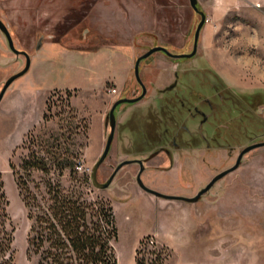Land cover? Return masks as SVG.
I'll list each match as a JSON object with an SVG mask.
<instances>
[{
	"label": "rangeland",
	"instance_id": "rangeland-1",
	"mask_svg": "<svg viewBox=\"0 0 264 264\" xmlns=\"http://www.w3.org/2000/svg\"><path fill=\"white\" fill-rule=\"evenodd\" d=\"M186 5L189 16L184 13ZM0 19L14 46L30 57L28 70L9 85L0 102V175L8 203L7 228L12 229L13 264H35L37 259L28 252L32 220L16 186L15 172L28 179L29 194H43L42 179L47 176L36 172L31 182L21 165L32 151L47 147L65 151L75 165L60 177L64 187L78 188L92 203L111 204L117 229V239L112 241L117 264H135L137 247L141 249L140 264H160L158 247L163 248V264H264V146L245 153L239 166L195 203L162 199V204H156L131 176L137 168L134 162L123 165L105 189L96 188L86 178L109 130L106 126L99 149L93 148L88 136L92 115L108 105L107 113L117 98L139 94L133 73L136 57L156 45L172 53L191 51L199 15L188 0H0ZM39 41L42 44L36 50ZM129 49L131 84L117 90L112 77L113 64H117L114 59ZM157 54L165 57L164 65L154 61ZM24 63V56L9 49L0 31V89ZM139 75L147 92L136 103L116 107L114 138L97 170L99 182L105 181L120 161L132 159L138 130L150 125L147 118L156 107V88L176 82L179 93L190 96L189 89L206 91L204 80L227 85L197 51L189 58L153 52L140 61ZM86 82L89 88L83 86ZM111 88L116 93L108 92ZM229 88L244 96L251 93L250 88L246 92ZM253 93L261 95V100L248 98L254 113L262 115L264 90ZM133 113L135 119L128 122ZM155 115L162 114L157 111ZM184 123L194 131L197 120L188 121L184 116ZM260 127L258 133L252 127L251 139L238 138L235 146H225L220 139L222 144L211 151L204 150L197 139H189L193 145L175 157V167L162 172L144 167L141 179L164 194L190 197L213 175L231 167L244 147L264 141V121ZM187 138L184 134V140ZM140 147L143 155H151L149 149ZM154 162L162 166L171 163L164 152Z\"/></svg>",
	"mask_w": 264,
	"mask_h": 264
},
{
	"label": "trees",
	"instance_id": "trees-1",
	"mask_svg": "<svg viewBox=\"0 0 264 264\" xmlns=\"http://www.w3.org/2000/svg\"><path fill=\"white\" fill-rule=\"evenodd\" d=\"M247 96L261 100L259 93ZM143 132L138 130L137 144H146L145 149H149L153 143H148L149 135ZM9 166L13 168L11 163ZM72 166L75 165L65 151L50 147L32 151L24 158L21 167L31 182L36 172L47 176L42 179L43 194H29L28 179L15 172L16 186L27 217L32 220L27 237L28 252L36 255L35 264H117L112 246V241L117 239L113 208L109 202H90L78 188L64 187L60 177ZM86 178L91 182L90 175ZM7 204L0 175V264H13ZM142 244L143 240L139 241V246ZM162 249L158 247L160 264L164 260ZM140 250V247L135 249V264L142 263Z\"/></svg>",
	"mask_w": 264,
	"mask_h": 264
},
{
	"label": "flooded vegetation",
	"instance_id": "flooded-vegetation-1",
	"mask_svg": "<svg viewBox=\"0 0 264 264\" xmlns=\"http://www.w3.org/2000/svg\"><path fill=\"white\" fill-rule=\"evenodd\" d=\"M173 54H179V53H173ZM169 57L182 58V57H172V56ZM203 82L206 91L189 89L187 91V94L189 93L190 96H186L184 91L179 93V88L177 87L176 82L170 83L168 86H165L162 89L156 88V93H157L156 107L149 111L147 122L150 125L146 127L147 128L146 130H144V132L147 135H149L148 138H150L152 135L155 137V140L153 139L152 141L150 140L148 141L149 144L153 143L151 148H149V152L151 155L149 157H147L148 155H143L144 151L141 150L140 147L142 146L141 144H137V146L135 145L136 146V148H134L135 154L134 153L131 154L132 160H137V159L142 160L143 170L144 167L145 168L147 167L150 168L152 171L158 169L160 170V172H162L163 170L171 169L172 167H175V163L177 162L175 161V157L178 158V156L182 155L183 153L182 151H184L185 147L187 146L190 147L191 145H193V143L190 142L189 139L193 141L197 139L199 143L202 144L203 147L205 148L204 150L211 151L214 148L218 147L220 144H222L220 143V139L221 141L222 140L224 141L223 145L225 146H235L236 140H238V138L243 137L244 139H251L253 137L252 134L254 131L252 127H254V129L256 130V133L261 131L260 125L264 121V115L263 114L256 115L254 113L251 98L249 99L247 95L244 96L243 94H239L233 91L227 85L219 84V82L210 81V80H204ZM146 92H147V88H146ZM140 93H141V87L139 94ZM162 94H164L163 97L161 96ZM155 110H157L160 113V115L161 114L162 115L161 116L155 115V113L157 112ZM184 116L187 118L188 121L197 120V124L194 131H191L187 126V124L184 123ZM133 118L135 119L134 113H133V117L132 118L130 117L127 121L130 122L134 120ZM124 124L126 123L124 122ZM184 134H186L188 137L185 140H184ZM184 141L186 143H184ZM143 146H147V145L145 144ZM160 152H164L170 158L171 163L169 166H162V163L154 162V159L157 157V155ZM129 157L127 159H129ZM134 163L136 164L137 168L135 174L131 173V176L135 177V182L137 186L143 192L157 199L173 200V199L156 197L153 194L143 190L136 181V176L140 171V164L135 161ZM113 170L114 168L112 169V171ZM141 173H140V177H141ZM219 173L220 172L213 175L205 184H203V186L197 189L192 196H194L200 189L205 187V185L214 176H216ZM227 174L216 180L214 184L217 183L222 178H224ZM146 186L150 188V186L148 185ZM207 193H209V190L204 192L200 196L198 201H200V199L203 198Z\"/></svg>",
	"mask_w": 264,
	"mask_h": 264
},
{
	"label": "crops",
	"instance_id": "crops-1",
	"mask_svg": "<svg viewBox=\"0 0 264 264\" xmlns=\"http://www.w3.org/2000/svg\"><path fill=\"white\" fill-rule=\"evenodd\" d=\"M197 5L205 13L197 54L202 55L228 87H237L239 92L249 88L251 93L264 90V0H197ZM186 8L189 7H184L185 16H189ZM122 51L123 55L114 59L117 64H113L112 77L117 90L131 84L132 53L130 49ZM165 60L163 55L154 56V61L162 65ZM89 84L86 82L83 86L89 88ZM106 96L113 97L108 93ZM107 108L108 105L96 109L98 111L92 115L89 124V141L95 149H99L104 141ZM161 200L155 198V203L162 204ZM178 207L183 210V206Z\"/></svg>",
	"mask_w": 264,
	"mask_h": 264
},
{
	"label": "water",
	"instance_id": "water-1",
	"mask_svg": "<svg viewBox=\"0 0 264 264\" xmlns=\"http://www.w3.org/2000/svg\"><path fill=\"white\" fill-rule=\"evenodd\" d=\"M189 1V5L192 8V10L199 15V21L196 24V27L194 29L193 32V42H192V48L191 51L188 53H179V54H173L171 52H169L167 50L166 47L162 46V45H156V46H152L150 48H148L144 53L140 54L139 56L136 57L135 61H134V65H133V73L134 76L137 80V82L139 83L140 87H141V93L135 97H120L117 98L116 100H114L111 104V106L108 109V112L105 115V125L109 128L107 136H106V140L104 143V147L103 150L100 154V156L98 157V159L95 161L93 168L90 172V179L92 184L99 189H105L109 186V184L111 183L115 173L118 171V169H120L123 165L131 163V162H137L140 164V171L138 172L137 176H136V181L138 183V185L145 190L148 193L153 194L156 197H161V198H165V199H179V200H183L185 202L188 203H195L199 200L200 196L206 192L207 190H209V188L214 184V182L216 180H218L219 178H221L222 176H224L225 174H227L228 172L236 169L238 167V165L240 164L241 158L244 155V153L250 151L251 149H254L256 147H260V146H264V141L262 142H256L253 144H250L248 146H246L245 148H243L236 159L235 164L230 167L227 170H224L222 172H220L219 174H217L216 176H214L206 185L205 187H203L202 189H200L194 196L192 197H182V196H173V195H167L164 193H161L159 191H156L154 189H151L149 187H147L141 180L140 177V173L143 170V163L142 160L137 159V160H132V159H125L120 161L115 167L114 170L112 171V173L110 174V176L103 182H99L97 180V170L99 168V166L101 165V163L105 160V158L107 157L109 151H110V147L114 138V133H115V127H116V117L114 114V111L116 109V107L121 104V103H134L139 101L146 93V87L143 84L142 80L140 79V75H139V63L142 59L146 58L147 56H149L150 54H152L153 52L156 51H161L166 55L172 56V57H192L196 54L197 51V45H198V39H199V34L200 31L204 25L205 22V13L198 7L197 5V0H188ZM0 31L1 33H3V35L5 36V39L7 41V45L9 47V49L15 54V55H23L25 57V63L24 66L21 70H19L18 72L10 75L3 83L1 89H0V102L2 100V98L4 97L7 88L9 87V85L19 76L23 75L29 68L30 66V57L27 51L25 50H19L14 46V42L13 39L10 35L9 29L7 27V25L0 19ZM42 42H38L36 44L35 49L38 50L41 46Z\"/></svg>",
	"mask_w": 264,
	"mask_h": 264
},
{
	"label": "built area",
	"instance_id": "built-area-1",
	"mask_svg": "<svg viewBox=\"0 0 264 264\" xmlns=\"http://www.w3.org/2000/svg\"><path fill=\"white\" fill-rule=\"evenodd\" d=\"M108 92H110V93H116V89L115 88H111V89H108ZM263 115H264V109H263ZM76 167H80V166H76Z\"/></svg>",
	"mask_w": 264,
	"mask_h": 264
}]
</instances>
